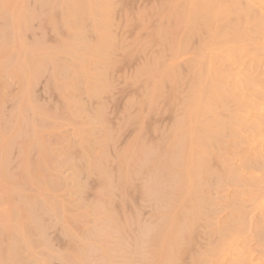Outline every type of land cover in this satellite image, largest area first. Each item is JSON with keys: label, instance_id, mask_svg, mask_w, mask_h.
Returning a JSON list of instances; mask_svg holds the SVG:
<instances>
[{"label": "rangeland", "instance_id": "obj_1", "mask_svg": "<svg viewBox=\"0 0 264 264\" xmlns=\"http://www.w3.org/2000/svg\"><path fill=\"white\" fill-rule=\"evenodd\" d=\"M191 1L0 0V264H264V36Z\"/></svg>", "mask_w": 264, "mask_h": 264}, {"label": "bare ground", "instance_id": "obj_2", "mask_svg": "<svg viewBox=\"0 0 264 264\" xmlns=\"http://www.w3.org/2000/svg\"><path fill=\"white\" fill-rule=\"evenodd\" d=\"M216 1V0H215ZM218 1V0H217ZM221 1V5H220V7H219V9H218V7L217 8H215V4L213 5L214 6V11L213 12H216V9H218V12L217 13H214V14H218V13H220V15H222V14H225V15H228V14H235L236 15V18H235V21L237 22L236 24L237 25H235L238 29H241V32H239V33H242V30H245V32H249V31H252V33H255V34H258L259 36H264V0H245V2L247 1L248 2V4H246V7H241V9H240V7L238 6V5H240L241 4V2H242V0H220ZM192 3H193V0L191 1ZM197 3V2H196ZM211 3V2H210ZM214 3V2H213ZM218 3V2H217ZM200 4V3H199ZM244 4V5H245ZM219 5V4H218ZM217 5V6H218ZM196 6H197V4H196ZM194 5L192 4V9H194ZM256 7V8H255ZM197 8H198V6H197ZM207 10V9H206ZM210 9H208L207 11H209ZM193 11V10H192ZM192 11L190 12V14L192 13ZM210 12V11H209ZM189 14V15H190ZM213 14V13H212ZM216 17V16H215ZM189 20L191 21V19H190V17H189ZM234 26V28H236ZM230 27H232L233 28V26H230ZM242 37V36H241ZM239 38V37H238ZM263 43V42H262ZM263 46H264V43L262 44V48H261V50L263 49ZM260 48V47H259ZM264 50V49H263ZM260 53H262V51L260 52ZM263 53H264V51H263ZM262 55V54H261ZM264 55V54H263ZM262 58H263V56H261ZM262 63L264 64V60H262ZM263 69H264V66H263ZM226 70H228V69H226ZM229 72H230V69H229ZM232 72V71H231ZM238 73V72H237ZM242 77V76H241ZM241 77H240V79H241ZM243 79H244V77H243ZM246 79V78H245ZM245 79H244V81H245ZM241 81V80H240ZM243 81V80H242ZM256 81H258L259 82V80H256ZM260 83V82H259ZM257 84V83H256ZM241 86V85H240ZM239 86V87H240ZM214 87H215V85H214ZM215 89H217L216 87H215ZM220 89V88H219ZM219 89H217V90H215V92L216 91H218ZM259 89H261V88H259ZM221 90V89H220ZM219 90V91H220ZM218 91V92H219ZM222 91V90H221ZM263 91V90H262ZM261 91V92H262ZM217 92V93H218ZM223 92V91H222ZM217 93H216V95H217ZM220 93V92H219ZM224 93V92H223ZM224 94H226V93H224ZM262 94V93H261ZM215 95V96H216ZM218 95H220V96H223V98H224V95L222 94L221 95V93L220 94H218ZM262 96V95H261ZM262 97H264V94H263V96ZM220 98H222V97H220ZM263 99V98H262ZM255 102H257V101H255ZM258 103V102H257ZM249 104V103H248ZM255 104V103H254ZM250 105H249V108H248V110L250 109ZM210 109H211V107H210ZM209 111V110H208ZM250 111V110H249ZM248 111V112H249ZM255 114H256V112H255ZM254 114V115H255ZM257 118V117H256ZM260 119H258L257 118V120L256 121H259ZM264 131V130H263ZM264 136V135H263ZM262 136V137H263ZM264 142V141H263ZM263 205H264V203H263ZM264 208V207H263Z\"/></svg>", "mask_w": 264, "mask_h": 264}]
</instances>
